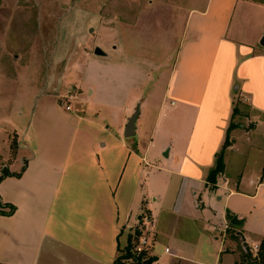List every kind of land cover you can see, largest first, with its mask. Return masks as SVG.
<instances>
[{
    "label": "crops",
    "instance_id": "obj_1",
    "mask_svg": "<svg viewBox=\"0 0 264 264\" xmlns=\"http://www.w3.org/2000/svg\"><path fill=\"white\" fill-rule=\"evenodd\" d=\"M169 30L179 31L170 66L150 49L149 67L98 73L84 113L63 119L68 134L55 148L21 139L20 156L6 166L14 175L0 180V209L14 206L0 214V264H112L145 213L154 264H236L237 243L222 231L227 211L241 220L245 242L264 252V207L252 204L259 195L264 204V0H175ZM141 34L136 28V46ZM121 51L119 43V62ZM236 100L237 125L212 187L207 176ZM136 108L134 134L125 137ZM217 188L225 196L222 225L211 226L218 245L200 263L197 240L208 239L213 197L223 198ZM232 196L240 199L229 205Z\"/></svg>",
    "mask_w": 264,
    "mask_h": 264
},
{
    "label": "rangeland",
    "instance_id": "obj_2",
    "mask_svg": "<svg viewBox=\"0 0 264 264\" xmlns=\"http://www.w3.org/2000/svg\"><path fill=\"white\" fill-rule=\"evenodd\" d=\"M174 8L175 0H0V172L20 156L21 139L31 149L56 147V138L68 134L63 119L73 111L84 113L88 89L97 83L93 76L118 73L125 66L133 72L149 67L150 49L156 61L170 66L179 38V31L169 30ZM125 24L129 31L120 35ZM136 28L143 46L135 45ZM172 35L167 44L165 38ZM156 40L162 45H152ZM119 43L125 55L120 62L112 57ZM95 46L106 55L94 54ZM216 193L223 198L218 202L212 196L211 220L204 231L208 239L197 240L204 252L195 258L200 263H210L211 248L218 245L211 226L222 225L225 196L218 188ZM237 199L230 197L229 205ZM252 204L257 212L264 207L260 195ZM236 238L243 236L237 232ZM229 259L225 255L222 261Z\"/></svg>",
    "mask_w": 264,
    "mask_h": 264
},
{
    "label": "trees",
    "instance_id": "obj_3",
    "mask_svg": "<svg viewBox=\"0 0 264 264\" xmlns=\"http://www.w3.org/2000/svg\"><path fill=\"white\" fill-rule=\"evenodd\" d=\"M239 103H240L239 100L234 101V105L232 108V119L228 125L225 140L222 143L220 150L215 154V165L210 170L207 176V181L211 184L212 187L216 186V177L219 173L223 171V168H224L223 152H224L225 147L229 144V131L237 125L233 121V117L240 113L239 108H238ZM8 175H14V174H11L7 170V168H2L1 173H0V180L3 177L8 176ZM13 211H14V206L10 205L9 210L7 211L0 209V214L10 215L13 213ZM226 219L229 222L228 224L229 228L227 229L229 238L234 240L237 243V247L240 253L238 260L236 261V264H264L263 245L260 246V249L257 255L255 257H252L251 253L248 251V247L242 244V239L238 241L236 238V233L238 232L236 230V227L237 225L241 224V220L237 219L229 211L226 212ZM138 233H139L138 228H135L132 239L128 240V243L126 244V246L121 250V254H118L116 256L112 264H145L146 262L153 260L151 256L145 253H141V254L132 253V247H133L134 241Z\"/></svg>",
    "mask_w": 264,
    "mask_h": 264
},
{
    "label": "built area",
    "instance_id": "obj_4",
    "mask_svg": "<svg viewBox=\"0 0 264 264\" xmlns=\"http://www.w3.org/2000/svg\"><path fill=\"white\" fill-rule=\"evenodd\" d=\"M65 109L68 110L70 109V106L66 105ZM224 184H227V180L223 181ZM263 185V190H264V184H262L260 181L257 182V186ZM264 201V198H263ZM199 201L197 202V204ZM138 230L139 233L136 236V239L134 241L133 247H132V253L134 254H141L145 253L147 254L148 252V246L150 244V238H149V231H150V226L152 224L151 217L148 214H142L140 216V222H138ZM229 228L228 224H225L222 231L225 232ZM242 244L244 246L248 247V251L251 253L252 257H255L260 249L259 244L256 243H247L245 240L242 238ZM145 264H154V261H148Z\"/></svg>",
    "mask_w": 264,
    "mask_h": 264
},
{
    "label": "water",
    "instance_id": "obj_5",
    "mask_svg": "<svg viewBox=\"0 0 264 264\" xmlns=\"http://www.w3.org/2000/svg\"><path fill=\"white\" fill-rule=\"evenodd\" d=\"M260 44L264 45V35L260 41ZM94 54L96 55H106V53L104 52V50H102L99 46H95L94 47ZM138 115V108H136L134 110V112L129 116L125 128H124V136L125 137H130L134 134V124H135V120L136 117Z\"/></svg>",
    "mask_w": 264,
    "mask_h": 264
}]
</instances>
